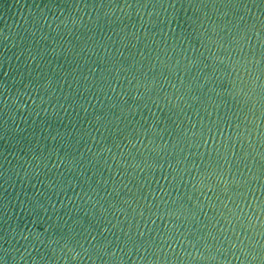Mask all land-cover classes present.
<instances>
[{
	"label": "water",
	"instance_id": "1",
	"mask_svg": "<svg viewBox=\"0 0 264 264\" xmlns=\"http://www.w3.org/2000/svg\"><path fill=\"white\" fill-rule=\"evenodd\" d=\"M0 264H264V0H0Z\"/></svg>",
	"mask_w": 264,
	"mask_h": 264
}]
</instances>
